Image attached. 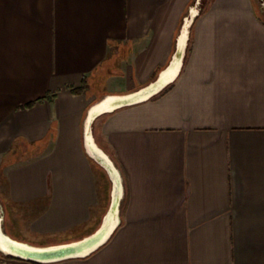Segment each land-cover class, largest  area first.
Masks as SVG:
<instances>
[{"label": "crops", "instance_id": "obj_1", "mask_svg": "<svg viewBox=\"0 0 264 264\" xmlns=\"http://www.w3.org/2000/svg\"><path fill=\"white\" fill-rule=\"evenodd\" d=\"M193 4L0 0V202L36 240L6 236L100 231L113 195L85 147L90 112L160 80ZM206 9L172 81L91 123L122 176L117 225L45 264H264V0ZM0 264L36 263L0 249Z\"/></svg>", "mask_w": 264, "mask_h": 264}, {"label": "bare ground", "instance_id": "obj_2", "mask_svg": "<svg viewBox=\"0 0 264 264\" xmlns=\"http://www.w3.org/2000/svg\"><path fill=\"white\" fill-rule=\"evenodd\" d=\"M198 13V8L196 6L193 7V9L190 12V15L185 19L184 27L182 35L179 37V52L177 53L171 67L165 71L160 80L149 87L147 90L141 92L140 94L133 95L130 98H108L104 100L103 102L96 105L90 112L89 118H88V126H87V132H86V145L89 155H91L94 159H96L99 163L106 166L111 176L113 177L115 181V191H114V204L112 210L109 212L108 216L106 217L105 223L103 228L100 230L98 234L93 236L92 238L88 239L83 245H82V253H87L94 247H96L101 242H104L108 236L111 234L113 229L118 223V213H119V206H120V199L123 193V184H122V176L113 163V161L102 151L99 149V147L96 145V143L93 140V137L91 135L90 131V123L93 121L96 116L99 114L111 110L114 107L126 103V102H133L141 99H145L151 94L157 92L162 87H164L166 84H168L170 81H172L175 76L177 75V72L179 71V68L182 64V58L184 55V49L186 46V41L189 36V27L192 22V20L195 18V16ZM0 249L2 252H4L7 255H16L21 257H27L29 256V251H35V249L27 244L17 242L8 236L2 231V228L0 227ZM32 256V255H31Z\"/></svg>", "mask_w": 264, "mask_h": 264}, {"label": "water", "instance_id": "obj_3", "mask_svg": "<svg viewBox=\"0 0 264 264\" xmlns=\"http://www.w3.org/2000/svg\"><path fill=\"white\" fill-rule=\"evenodd\" d=\"M178 52H179V47L177 49L176 55H177ZM145 90H147V89H145ZM140 93H138V94H140ZM137 101H139V100H137ZM133 102H135V101H133ZM128 103H132V102H126V103H123V104H128ZM120 105H122V104H120ZM91 123H92V121H91ZM91 123H90V131H91ZM85 147H86V150H87V145L86 144H85ZM94 160L96 162H98L96 159H94ZM100 165L102 167H104L108 171V174L110 175L111 181L113 183V201H112V205H111V209H110V211H111L112 208H113V204H114L115 181H114L113 177L111 176V173H110L109 169L106 166L102 165L101 163H100ZM99 232L100 231H98V233ZM98 233H96V234H98ZM95 235H93V236H95ZM93 236H90V237H88V238H86V239H84L82 241H79V242H76V243H70V244L55 245V246H50V247H34V246H31V247H33L35 249V251L34 250L33 251H29L30 255L27 256V257H21V256H16V255H9V256L15 257V258H18V259L32 261V262H35V263H40V264L53 263V262H59V261L67 260V259L84 257V256H87L88 254H90L91 252H93L97 247H99L103 243V242H101L100 244H98L96 247H94L93 249H91L89 252H87L85 254L82 253V251H81L82 245L88 239L92 238Z\"/></svg>", "mask_w": 264, "mask_h": 264}, {"label": "rangeland", "instance_id": "obj_4", "mask_svg": "<svg viewBox=\"0 0 264 264\" xmlns=\"http://www.w3.org/2000/svg\"><path fill=\"white\" fill-rule=\"evenodd\" d=\"M258 1L260 3V8L262 9L263 0H258ZM212 2H213V0H194L193 7L194 6L198 7V12H201L202 13V12H205L207 10L206 8H208L212 4ZM261 15L262 16L264 15V11H263V13H260V16ZM85 142H86V140H85ZM105 154L109 157L108 153H105ZM93 161L95 162V160H93ZM96 163H97V165H99V169H101L100 171H102L105 174L104 175V179L105 178L107 179V177H108V175H107L108 171L104 167H102L100 165V163H98V162H96ZM106 179H105V182H106L105 184L107 186V193H110L111 195H113V183L111 184V181L109 180V178H108V180H106ZM15 213H16L15 211H11L10 209H8V211H7L6 208L4 207V204L2 202H0V227L2 228V230H4L3 228L6 226V229L9 232L13 233V234H18V232H20L19 234H25L27 237H29V238H35V240H36V236L32 235L28 231H25V228L23 226H19L18 227L14 223H12V221L9 220ZM14 217H15V215H14ZM104 223L105 222L103 220L102 226L104 225ZM96 233H98V232H96ZM67 238H68V236L63 235V234L47 235V236H44L41 239V241H38L39 242L38 244H42V245H46V246H55V245L62 244L61 242H66L68 240ZM37 240H39V239H37Z\"/></svg>", "mask_w": 264, "mask_h": 264}, {"label": "trees", "instance_id": "obj_5", "mask_svg": "<svg viewBox=\"0 0 264 264\" xmlns=\"http://www.w3.org/2000/svg\"><path fill=\"white\" fill-rule=\"evenodd\" d=\"M260 18L264 21V15L263 16L261 15ZM190 51H191V41H190V44H189V46L187 48V53H186V57H185V63H186V61H187V59L189 57ZM36 264H40V263H36Z\"/></svg>", "mask_w": 264, "mask_h": 264}]
</instances>
